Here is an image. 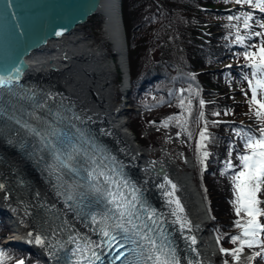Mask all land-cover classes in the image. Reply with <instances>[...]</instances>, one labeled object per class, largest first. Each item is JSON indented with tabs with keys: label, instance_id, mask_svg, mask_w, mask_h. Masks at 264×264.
Segmentation results:
<instances>
[{
	"label": "trees",
	"instance_id": "16d2710c",
	"mask_svg": "<svg viewBox=\"0 0 264 264\" xmlns=\"http://www.w3.org/2000/svg\"><path fill=\"white\" fill-rule=\"evenodd\" d=\"M258 9L261 8L234 0H122L125 29V12L132 27L130 35L126 30L131 74L127 103L147 110V120L178 110L174 116L179 119L176 128L182 118L189 123L194 142L189 150L201 178L211 219L209 230L216 236L223 264H241L221 249L231 253L241 248L239 241L233 243L232 239L242 234L236 222L247 219L243 213L236 215L234 169L227 164L231 162L238 170V156L245 151L238 133H256L260 126L250 108L251 91L245 77L252 78V69L243 55L246 50L256 51L264 41V36L255 35L264 33V13ZM97 19L101 32L104 18ZM238 35L244 39L237 41ZM110 54L116 61L111 49ZM239 95L245 101H239ZM181 104L188 111L182 112ZM152 112L157 114L151 116ZM132 122L139 142L152 146L140 121ZM202 132L207 137L203 141ZM160 135L155 133L153 139ZM261 199L264 200V192ZM260 207L264 208V203ZM259 220L264 223V217ZM9 232L5 217L0 214V241ZM0 250V264H14L20 258L25 264H42L33 254L13 246L0 243ZM254 264H264V254L257 256Z\"/></svg>",
	"mask_w": 264,
	"mask_h": 264
},
{
	"label": "bare ground",
	"instance_id": "6f19581e",
	"mask_svg": "<svg viewBox=\"0 0 264 264\" xmlns=\"http://www.w3.org/2000/svg\"><path fill=\"white\" fill-rule=\"evenodd\" d=\"M19 6L20 9L13 11L14 5L11 4L8 8L7 0L0 1L1 73L7 69L19 45L29 39L28 30L31 28L29 26H34L38 22L40 25L43 20L34 12L28 11V5ZM19 13L21 14L17 16ZM97 14H100L105 21L104 39L114 44V51L120 57V64L126 75L122 91L126 92L129 81V60L122 0H101ZM89 28L91 27H86ZM86 29L82 25L77 26L67 35L50 40L44 47L32 52L26 58L28 69L22 75L24 81L22 83L36 82L51 86L75 103L81 111V117L94 126L100 138L112 147L129 172L135 176L143 191L154 200L164 220L174 229L175 235L181 240L185 239L193 254V263L215 264L217 239L205 237L208 210L192 174L179 167L183 165L180 160L173 162L168 149L167 155L163 153L165 156L163 161L151 160L148 155L138 151L133 143V136L123 131L127 129L126 121H123L124 117L120 119L123 111L116 109V98H113L116 93L113 86L116 71L105 63L104 50L90 43L91 40L86 37ZM52 66L56 71H49ZM121 96L119 93L118 99ZM157 113L152 112L151 116ZM0 151L6 160L0 163V210L7 214L15 228L14 235L6 241L17 246L23 243L33 250L47 254L44 244L36 243V238L41 239V236L36 227L40 225L36 220L34 222V219H39L41 224L46 223L40 214V201L66 219L71 229L95 240L55 192L26 163V160L19 157L8 145L0 143ZM177 163L179 166H176ZM11 175H22L31 185V191L18 195L28 212L13 201V197L5 189L3 180L10 181ZM172 185H175L174 190ZM160 189L162 191H159ZM163 191L166 193L165 196ZM170 192L172 196L168 195ZM169 200H178L183 211L180 212L177 205L174 202L169 203ZM174 211L181 222L187 224L183 229L180 228V223H173L177 220V216L172 215ZM192 237H195V243H192ZM45 255V263L53 264L49 254L46 258ZM181 263L188 264L184 257Z\"/></svg>",
	"mask_w": 264,
	"mask_h": 264
},
{
	"label": "snow or ice",
	"instance_id": "6c2138e0",
	"mask_svg": "<svg viewBox=\"0 0 264 264\" xmlns=\"http://www.w3.org/2000/svg\"><path fill=\"white\" fill-rule=\"evenodd\" d=\"M234 2L264 10V0H255V2L254 0H234ZM11 4L12 0H7L8 8ZM229 19L231 20L233 17H229ZM248 19L249 17L246 15L244 18L245 29L249 28ZM255 35L264 36V33L257 32ZM236 39L242 41L244 37L238 35ZM248 47L253 46L249 45ZM243 55L249 62L248 66L252 69V78L245 77L251 91L250 108L254 109V115L258 118L260 126L256 133L249 134L250 130H241L242 134L238 133L245 149L238 156V170H235L231 162L227 164L228 168L234 169L232 180L235 190L236 215L241 216L243 213L244 217H247L243 222L239 220L236 222V226L242 229V234L232 239L233 243L239 241L241 248H237L231 253H228L226 249H221L236 260L240 259L239 253L245 245L248 248L264 247V242L259 239L260 235L264 233V223L259 220L260 217H264V208L260 207L261 203H264V200L261 199V193L264 192V41L260 42L256 51L246 50ZM4 84V78L0 77V87H3ZM31 131L46 141L49 137L57 136L54 130L42 131L32 128ZM206 138L205 133L202 132L201 141ZM49 143L55 150L61 168L76 174L82 170L86 174L83 182L73 187L67 199L77 205L76 209H72L70 205V210L75 211L76 216L83 220L90 232L100 237L99 240H92L90 236L75 231L69 237L70 244L74 246L72 249L74 259L71 264H85V261L87 264H93L94 260L99 259L95 249L103 247L110 251L115 249L117 252L127 247L128 251L133 254L132 257H128L127 253H120L116 256V259L123 260L125 264H142L144 261H150L151 264H180L175 249L168 241L163 214L149 210L140 189L131 185L114 169L95 165L91 161V157L82 163L78 159L80 154L76 149L66 152L57 149L54 141H49ZM207 155V152L203 153L204 157ZM172 188L174 190L175 185H172ZM168 195L172 196V193L170 192ZM85 201L87 202L85 203ZM173 202L182 212L183 208L179 201L169 200V203ZM172 215L177 216V213L174 211ZM173 223H180L181 229L187 226L186 223L181 222L179 216ZM191 240L192 243H195V237H192ZM36 243L42 244L43 241L37 237ZM256 255L259 256L260 253L257 252Z\"/></svg>",
	"mask_w": 264,
	"mask_h": 264
},
{
	"label": "rangeland",
	"instance_id": "374dc122",
	"mask_svg": "<svg viewBox=\"0 0 264 264\" xmlns=\"http://www.w3.org/2000/svg\"><path fill=\"white\" fill-rule=\"evenodd\" d=\"M97 17L101 18V15H97ZM97 17L95 19L93 18L91 21H89L88 24L83 26V28H85V29H86V27H89V26L91 27L89 29H86V37L89 38V40H91L90 43L94 42L93 45L95 47L102 48L104 50V52L106 53L105 58H104L105 63L110 65L111 67H113L114 70L116 71V69H117L116 65L114 64V61L111 58V54H110V46H112V45H110L108 43V41L104 39L103 30L100 32L98 26H96V22L98 21ZM125 24H126L127 33H129V35H130L131 31H132V27H131V23H130L129 19L127 18L126 12H125ZM128 60H129V52H128ZM117 78H120V73L118 72V70L116 71V80H115V84L113 85L114 86V92H116L115 96L113 98H116V99H118L119 92L122 91V87H120V89L118 88L119 87L118 86L119 85V81H118L119 79L117 80ZM237 98H239V101H242V102L245 101L244 98L242 97V95H239ZM191 100H192V98H191ZM180 106H181L182 112L188 111V108L184 104H181ZM115 107L118 110H123V114H124V116H126L125 118H123V121H127L128 118L130 119L129 123H130L131 128L133 126L132 121L135 119L139 120L140 125L142 126L141 129L143 131V134L146 137H148L150 139V141L151 140L153 141V142L151 141L153 149H150L149 147H147V148L143 147V148L139 149L137 147L139 149L138 151L142 154H145L146 156L148 155V158H150L151 160H153L155 162H159V161H163L165 159V156H162V154L159 153L156 155V158H155V157L151 156L153 154H151V155H149V154L151 152H155L157 150H160L161 152L166 154V152H168V150H169L171 153L170 157L174 163L176 162V160L177 161L180 160L181 162H183V165L179 166V164L177 163L176 166H179L183 171L186 170L192 174V177L195 181V184L198 186L200 193L203 197L204 203H205L203 188L201 185V178L197 174V168H196L195 160L192 157V155L190 154V150H189V148L191 147V143H192V146L194 147L193 137L191 136V132L189 130V125H188L189 123L186 120H184V118H182L183 121L181 122L180 126L178 128H176L177 127L176 124L179 123V119L178 118L175 119L174 116L177 115L179 111L175 110L173 112H170V115H166V116H163L160 118L151 117L150 120H147V115L150 113L147 110L146 111L143 110L141 107H139L137 105L136 106H130V104H127V98L124 96H123V98H122V96L119 97L118 105H116V103H115ZM182 116L184 117L183 114H182ZM165 124H167V126H165ZM157 132L159 133V135L162 134L163 137L160 135L158 138H155V140H154L153 135ZM157 135L158 134H156V136ZM0 143H2V142L0 141ZM147 146H149V145H147ZM1 153H2V151H1ZM26 163H28L30 165V167L32 169H34L32 164H30L27 161H26ZM34 171H35V169H34ZM205 205H206V203H205ZM0 214L5 217L8 228H9V230H11L10 232L13 233L15 228L13 226V223L11 222L9 217L7 216V214L2 210H0ZM209 223L211 224L210 216H208V224H206L207 230L205 232V237L206 238L210 237V238L214 239V238H216V236L213 232H211L209 230V226H208V225H210ZM94 239L96 240L95 236H94ZM21 246H22V248L28 249L24 245H21ZM246 246L247 245H245L243 248L246 249ZM248 250H250V249H248ZM1 251L2 250H0V252ZM32 252H34V253L36 252L40 256H42L44 254V253H41V252H39L37 250H33V249H32ZM263 252H264V250H263ZM239 256H240V259L237 260L238 262H240L242 264H248V261H244V259H243L244 256H247L246 254H243L242 252H240ZM43 264H46V263L43 262Z\"/></svg>",
	"mask_w": 264,
	"mask_h": 264
},
{
	"label": "water",
	"instance_id": "95a60500",
	"mask_svg": "<svg viewBox=\"0 0 264 264\" xmlns=\"http://www.w3.org/2000/svg\"><path fill=\"white\" fill-rule=\"evenodd\" d=\"M3 1V0H0ZM12 5H14V10L20 9L19 5H28L27 10L34 12L39 18H43L39 25V22L34 26H29L28 35L29 39L19 45V49L15 52V55L10 60L8 67L2 73L0 72V77L9 79L14 82H23L22 75L28 69V64L26 58L34 51L39 50L44 47L48 41L53 39H59L64 35H67L77 26L84 25L88 22L90 18L98 13L101 0H61V2H54V0H12ZM22 13V12H21ZM19 13L17 16H19ZM0 13V17H1ZM38 19V18H36ZM30 25V24H29ZM33 34V35H31ZM50 71H56L55 67H51ZM10 72L13 73L9 76ZM7 75V76H5ZM6 83V81H5ZM5 85V84H4ZM6 160H3L5 162ZM5 189L13 197V201L17 202L25 211V204L21 202L18 198L20 190L11 181L3 180ZM159 191H162L160 189ZM163 191V195L165 196ZM15 202V203H16ZM33 218V217H32ZM35 222V219H34ZM38 233L41 229L43 233L44 228L42 226H36ZM40 235V234H39ZM41 239L44 245H48V240L45 239V235L41 234ZM52 241H49L51 243ZM185 249L187 253L188 264H194L193 254L190 252V248L184 239Z\"/></svg>",
	"mask_w": 264,
	"mask_h": 264
}]
</instances>
